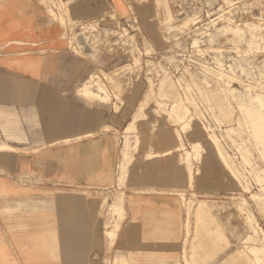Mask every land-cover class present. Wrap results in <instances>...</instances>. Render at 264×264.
Instances as JSON below:
<instances>
[{
	"label": "rangeland",
	"instance_id": "rangeland-1",
	"mask_svg": "<svg viewBox=\"0 0 264 264\" xmlns=\"http://www.w3.org/2000/svg\"><path fill=\"white\" fill-rule=\"evenodd\" d=\"M140 1L122 0L126 15L117 17L107 3L101 7V0H90L95 13L78 25L81 46L69 22L71 49L86 63L84 79L74 82L71 91L60 83L52 91L37 86L31 109L22 81L0 69V84L20 85L15 98L0 91V109L12 111L10 118L0 115V152H19L11 147L15 141L36 136L44 148L76 143L70 154L82 147L86 154L93 143L104 141L94 137L111 136L115 148H105L100 176L79 178L84 185L57 187L54 198H97L102 217L105 212L112 220L110 247L124 217L115 222L111 213L121 208L126 187L118 164L123 151L132 155L127 166L133 161L138 134L136 126L128 131L110 127L108 114L92 107L113 102L112 113L122 117L124 96L140 87L132 118L163 120L175 128L178 145L172 152L188 175L187 185L176 192L183 215L181 249L174 263L186 264L189 243L213 237L208 230L216 223L230 244L221 252L208 243L206 257L214 254L222 261L239 249L241 254L234 258L233 251L224 264H264V0ZM70 2L54 0V5L62 9ZM95 122L100 127L88 128ZM76 134L81 135L65 140ZM196 144L199 152L192 148ZM28 174L17 180L30 182ZM200 202L212 206L214 215L205 216L203 230L194 215Z\"/></svg>",
	"mask_w": 264,
	"mask_h": 264
},
{
	"label": "crops",
	"instance_id": "crops-1",
	"mask_svg": "<svg viewBox=\"0 0 264 264\" xmlns=\"http://www.w3.org/2000/svg\"><path fill=\"white\" fill-rule=\"evenodd\" d=\"M110 1L101 0L100 6L107 3L117 17L124 16L122 0ZM138 1L142 2L131 0ZM94 13L95 5L90 0H71L62 9L54 5V0H0V69L22 81L31 109L37 86L52 91L60 83L59 87L71 91L74 82L84 79L86 63L71 49L68 26L71 21L76 45L81 46L83 37L78 25L90 20ZM152 48L155 51L153 45ZM91 77L79 91L87 87ZM134 88L124 96L122 117L112 113L113 102L95 104L92 109H102L108 114L107 125L123 129L132 120L142 96L140 87ZM0 91L15 98L20 85L18 88L1 83ZM11 114V110L0 109L5 118ZM153 122L142 120L136 125L138 151L127 166L126 187L121 191L124 217L110 247L107 232L112 220H107L105 212L102 217L97 198H54L57 187L84 185L79 178L100 176V163L106 161L105 148H115L111 136L94 137L104 141L93 143L92 152L86 154L83 147L76 155L70 154V147L76 143L44 148L36 136L28 142L15 141L11 147L19 152H0V264H104L107 258L109 264H175L181 249L183 215L176 192L187 185L188 175L172 152L178 145L175 128L163 120ZM97 127L100 126L95 122L88 128ZM28 128L36 129L31 125ZM192 148L199 152L200 144ZM24 149L29 152H22ZM7 160L12 165L5 164ZM25 171L31 180L21 183L18 180ZM112 203L110 200L108 205ZM194 215L203 230L205 216L213 219L212 206L200 202ZM218 228L217 224L208 230L214 236L206 241L195 238L189 243L186 264L226 262L236 249L222 261L214 254L209 258L203 254L206 249L208 252V243L215 251L229 247V240Z\"/></svg>",
	"mask_w": 264,
	"mask_h": 264
},
{
	"label": "bare ground",
	"instance_id": "bare-ground-1",
	"mask_svg": "<svg viewBox=\"0 0 264 264\" xmlns=\"http://www.w3.org/2000/svg\"><path fill=\"white\" fill-rule=\"evenodd\" d=\"M106 74V73H105ZM118 96V95H117ZM142 117H139V118H132V120L127 124V129L125 130V131H128V130H131V129H134L135 128V126L137 125V123L140 121V119H141ZM138 119V120H137ZM134 142H135V144L133 145L132 144V147H133V149L134 148H136L137 147V139L136 140H134ZM127 146H128V144L127 143H125V149L127 150ZM135 150V149H134ZM130 159H132V155L131 156H129L128 155V152H126V151H123V154H122V157L120 158V160H119V168H120V170H122L123 172H124V180H125V173H126V166H127V162H128V160H130ZM203 206V205H202ZM204 207V206H203ZM207 208V207H206ZM111 213H112V218H113V220H115V222H117L118 220H119V218L121 219V217H123V212H122V210H121V208L120 209H112V211H111ZM209 214V213H208ZM215 226H216V224H215ZM219 229V228H218ZM222 233V232H221ZM227 239V238H226ZM246 240H249V236L246 238ZM241 254V251L238 249L237 251H235V253H234V255H233V257L234 258H237L239 255Z\"/></svg>",
	"mask_w": 264,
	"mask_h": 264
}]
</instances>
